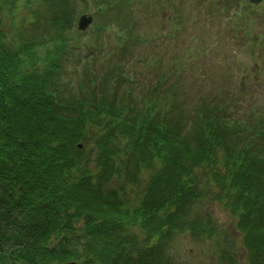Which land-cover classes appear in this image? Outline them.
<instances>
[{"label":"trees","instance_id":"obj_1","mask_svg":"<svg viewBox=\"0 0 264 264\" xmlns=\"http://www.w3.org/2000/svg\"><path fill=\"white\" fill-rule=\"evenodd\" d=\"M77 1L0 0V264H180L178 235L217 241L205 201L259 264L264 113L192 105L175 70L95 78V45L75 89Z\"/></svg>","mask_w":264,"mask_h":264},{"label":"rangeland","instance_id":"obj_2","mask_svg":"<svg viewBox=\"0 0 264 264\" xmlns=\"http://www.w3.org/2000/svg\"><path fill=\"white\" fill-rule=\"evenodd\" d=\"M77 2V20L81 13H92L94 22L74 35L80 48L68 73L75 89L82 79L79 64L90 65L81 56L90 55L89 47L95 45L97 59L90 65L96 68L95 78L111 68L152 78L175 70L183 89L193 96L192 105L207 95L229 101L242 114L264 113V0L259 4L248 0ZM100 7H105L104 13L109 8L111 14L107 17ZM201 209L208 210L218 224L217 241L178 235L174 253L180 264H248L232 216L212 201H205Z\"/></svg>","mask_w":264,"mask_h":264},{"label":"water","instance_id":"obj_3","mask_svg":"<svg viewBox=\"0 0 264 264\" xmlns=\"http://www.w3.org/2000/svg\"><path fill=\"white\" fill-rule=\"evenodd\" d=\"M253 2H260L261 0H251ZM93 22V16L91 14H82L80 17H79V20H78V27L79 29L81 30H85L87 29L90 24ZM81 146V144H80ZM64 264H78L77 262H66Z\"/></svg>","mask_w":264,"mask_h":264}]
</instances>
